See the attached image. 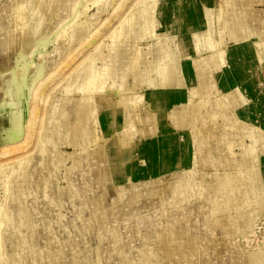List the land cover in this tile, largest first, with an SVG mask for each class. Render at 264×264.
<instances>
[{
	"label": "rangeland",
	"instance_id": "rangeland-1",
	"mask_svg": "<svg viewBox=\"0 0 264 264\" xmlns=\"http://www.w3.org/2000/svg\"><path fill=\"white\" fill-rule=\"evenodd\" d=\"M133 1L88 3L87 15L95 19L86 40L90 59L101 42H110L103 34ZM135 1L138 48L149 52L146 59L164 51L176 65L166 117L156 124L144 112L138 95L150 89L142 86L122 113H143L130 132L126 173L107 185L96 176L106 167L99 157L105 142L91 140L90 128L98 137L112 135L96 128L97 114L112 105V88L85 93L74 147L64 141L63 123L76 94L62 85L55 98L60 110L46 121L36 147L26 141L18 153L0 152L9 161L0 168V264H75L93 253L98 264H242L246 254L264 250V57L251 46L264 44V0ZM216 4L231 18L215 15ZM231 25L237 39L228 34ZM182 35L196 47L185 55ZM39 51L58 58L53 43ZM32 56L37 61L36 52ZM58 67L65 75L67 66ZM103 150L114 158L116 150ZM101 193L105 199L95 206L92 199ZM186 240L195 248H186ZM165 246L173 254L168 261Z\"/></svg>",
	"mask_w": 264,
	"mask_h": 264
},
{
	"label": "bare ground",
	"instance_id": "bare-ground-1",
	"mask_svg": "<svg viewBox=\"0 0 264 264\" xmlns=\"http://www.w3.org/2000/svg\"><path fill=\"white\" fill-rule=\"evenodd\" d=\"M99 1L10 0L0 4V33L2 34L0 38V152L16 148L9 149L10 155L13 152L18 153V146L22 143L26 144V141L36 147L37 135L45 129L46 121L60 110L59 102L55 98L57 92L62 90V85L65 86L64 89L74 88L76 94L63 123L64 141L74 147L78 146V141L81 139L79 125L85 121L86 101H88L85 93L87 90L104 91L112 88L109 91L113 95L112 105L102 107V111L97 114L99 126H96V128L99 127L100 133L108 129L113 131L112 135L107 136L108 131H106L98 137V131L90 128L91 140L96 141L102 138L105 142L100 148L99 157L105 161L106 167H99L96 170V176L101 183L108 185L111 178L116 177L117 174L126 173L124 167L130 160L127 155L131 150L129 148L130 132L136 128L140 122V116L143 115V113H135L133 118H127L129 115L123 114L124 118L123 111L129 103L134 104L133 102L137 99L134 100L137 97L135 94L142 91V86H148L149 93L145 96L138 95V98L144 97V112L149 114L157 124L167 115V106L175 91L173 81L177 78L174 73L176 65L174 66L175 63L171 62L164 51L158 49L157 55L153 54L152 58L147 60L145 55L149 52H142L138 48L140 32L136 29L138 17L135 14V0L132 5H128V14L113 20L111 28L103 34L110 39V42H101L90 59L87 54L90 48L86 40L95 19L90 17L89 12L87 15V8L88 3L91 2L92 6V3L95 5ZM213 12L219 16L225 13V9L222 5L216 4ZM224 16L228 17L227 12ZM254 19L255 23H259L258 18ZM227 31L231 38L236 37V26L231 25ZM181 38L183 55L196 49L193 44L186 41L183 35ZM204 38V34L200 33L201 41ZM259 38L264 39V35ZM50 43L55 45L57 59L47 58L39 51L41 48L45 49ZM149 46L154 48L153 44ZM251 46L258 56L264 57V44L252 43ZM34 52L38 55L37 61L32 59ZM86 57L90 65L82 74L81 69L83 71ZM97 61L101 63L100 69L93 66ZM116 63L118 71L106 79L104 75ZM60 65L67 66L65 75H60L59 71H56ZM58 76L61 77L58 79ZM29 79L30 82H28ZM115 85L116 87L113 88ZM81 86L82 89H80ZM96 101H99V95L96 96ZM120 116L123 117L124 125H118L117 120ZM29 124L33 126L32 129L29 128ZM103 146L116 150L114 158L103 150ZM11 157L15 158L16 155ZM7 162L9 161L0 158V168ZM104 199L105 195L101 193L94 196L92 202L98 206ZM216 224L219 225L217 228H223L219 219ZM191 243H193L192 240H186L184 245L186 248H195V245ZM163 252L166 261L173 257L167 246L164 247ZM244 257L242 264H264V250L248 253ZM98 262L93 253L86 255L84 261H78L75 264H98ZM210 263L199 259V264Z\"/></svg>",
	"mask_w": 264,
	"mask_h": 264
}]
</instances>
